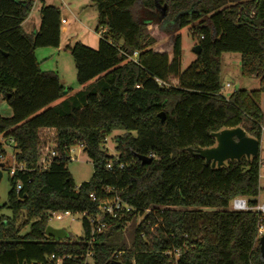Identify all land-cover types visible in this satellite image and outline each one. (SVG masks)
Listing matches in <instances>:
<instances>
[{
    "label": "trees",
    "instance_id": "16d2710c",
    "mask_svg": "<svg viewBox=\"0 0 264 264\" xmlns=\"http://www.w3.org/2000/svg\"><path fill=\"white\" fill-rule=\"evenodd\" d=\"M91 2L98 49L68 47L82 87L73 94L36 58L39 48L60 47L61 12L43 5L39 30L28 35L23 24L33 0H0V96L12 110L11 118L0 115V137L15 144L16 162L25 167L9 180L6 207L13 217L0 220V264H54L52 255L75 259L64 264H84L86 223L83 240L58 242L46 236L48 219L51 213L94 214L112 196L109 189L133 210L98 236L94 264H168L165 254L174 250L181 252L179 264H264L258 236L264 220L255 211L230 210L236 198L258 205L260 153L222 168L193 154L213 148V134L226 129L242 128L262 140L264 0ZM186 28L201 55L182 72L179 32ZM165 38L168 45L156 48ZM225 54L240 55L241 76L260 80L259 90L220 94ZM115 131L124 132L115 139L116 159L105 149ZM53 133L58 155L42 171L41 148ZM79 144L95 171L77 187L66 150ZM150 156L149 164L139 160ZM110 162L124 169L110 173ZM139 218L128 248L121 234Z\"/></svg>",
    "mask_w": 264,
    "mask_h": 264
},
{
    "label": "rangeland",
    "instance_id": "374dc122",
    "mask_svg": "<svg viewBox=\"0 0 264 264\" xmlns=\"http://www.w3.org/2000/svg\"><path fill=\"white\" fill-rule=\"evenodd\" d=\"M51 6L57 8L61 12V18L67 19L68 24H62V43L59 48H39L36 51V58L40 64L41 70L44 72H54L59 74L62 85L66 89L78 92L82 87L77 82V73L74 59L68 49L69 46H74L81 43L93 50L98 49L99 36L95 28V22L98 20V13L92 6L91 0H33V8L31 11V22L23 26V30L31 35L34 32V22L37 23L41 19V7ZM29 20V18H28ZM38 29V27H37ZM179 34L182 37L183 57L181 64V71L185 72L189 66L197 60V56L192 52L193 48L197 46L198 40L192 35L189 28L181 30ZM169 40L167 38L158 42L156 48L160 49L167 46ZM170 61L173 59L172 51L168 52ZM237 57V58H235ZM233 58V59H231ZM222 77L221 83L223 87V95L229 98L234 92L245 90L248 92L260 89V80L257 79H244L241 76V64L239 55L225 54L223 55ZM234 59H237L235 61ZM176 80L171 77L170 82ZM227 85L230 87L227 88ZM262 111L264 112V100L262 103ZM0 115L3 118H11L12 110L0 96ZM122 131H115L110 137L107 138L105 149L108 155L116 159L118 153L116 151L115 139L123 135ZM3 144L4 158L0 159L2 164L3 177L0 183V220L2 218L11 219L13 213L6 207L9 199L11 178L10 169L14 167L17 162L15 154V144L4 137H0ZM71 161L68 164V171L70 172L74 184L79 187L83 183L90 182L94 175V166L87 154L83 152L80 147L73 149L70 156ZM260 194L257 198L258 203L264 204V131L262 140L260 142ZM81 215L74 214L73 217L65 218L63 221L51 220L48 227L57 230H64L69 234L71 242H78L85 238V229ZM141 219H135L130 222L121 234L122 243L130 248L134 242L135 231L140 224ZM264 227V223H263Z\"/></svg>",
    "mask_w": 264,
    "mask_h": 264
},
{
    "label": "built area",
    "instance_id": "2783aa9c",
    "mask_svg": "<svg viewBox=\"0 0 264 264\" xmlns=\"http://www.w3.org/2000/svg\"><path fill=\"white\" fill-rule=\"evenodd\" d=\"M62 24H66V20L62 21ZM137 56V54H135ZM230 86L227 85V88ZM139 88V87H138ZM223 88L221 90V95H223ZM224 96V95H223ZM51 138L46 145H43L41 148V160H40V170L47 171L51 164L53 163L54 158L58 155L57 143L53 139L54 133L51 134ZM77 147H80L84 152V146L79 144ZM76 148V147H75ZM73 149L66 150V153L71 161V154L73 153ZM4 156H0V159H3ZM150 159L153 156L149 157ZM116 168L118 170H123L124 165L120 164L118 167H115L113 162H110L106 165V170L110 173H115ZM25 167L23 165H19L18 163L10 169L11 177H14L18 172H24ZM22 188L21 184H18L17 191H20ZM112 196L104 201L99 203L97 212L94 214H90L89 212L83 213H73V212H62V213H51L48 219V224L51 220L63 221L65 218L73 217L74 214L81 215L84 222L86 223L88 229V253L83 259L85 260L84 264H94V252L93 247L96 244L97 238L99 235H102L109 231L113 226V221L116 219H121L126 216L128 213L132 212V208L128 206L121 199L119 194L114 190L109 189L107 192ZM90 198L93 201H96V198L91 195ZM230 210L235 212H246V211H255L259 214L260 221L264 220V204L258 203L256 207L251 208L248 204V200L245 198H236L230 204ZM151 211L148 210L146 214H149ZM264 235V227L263 225L259 227V239ZM120 254V253H119ZM121 255V254H120ZM168 264H179V259L181 257L180 250H174L167 252L165 254ZM78 259V258H76ZM74 258L72 256L65 257H57L56 255H52L50 257V261L54 264H64L65 262H74Z\"/></svg>",
    "mask_w": 264,
    "mask_h": 264
},
{
    "label": "water",
    "instance_id": "95a60500",
    "mask_svg": "<svg viewBox=\"0 0 264 264\" xmlns=\"http://www.w3.org/2000/svg\"><path fill=\"white\" fill-rule=\"evenodd\" d=\"M192 52L199 57L201 55L200 46L194 47ZM159 117L162 122H165L166 117L163 113ZM213 137L216 140V145L213 148L197 149L195 153H193L192 149H189L190 153L204 159L206 164H211L212 168H222L229 161H240L243 158L251 159L259 156L260 142L249 137L242 128L226 129L213 134ZM139 160L143 164H149L152 161L146 157H141ZM2 169L3 166L0 164V183L3 177ZM46 236L54 238L58 242L69 238V234L66 231L51 227H47ZM259 250L261 258L264 260V235L260 238Z\"/></svg>",
    "mask_w": 264,
    "mask_h": 264
},
{
    "label": "crops",
    "instance_id": "0c3cea01",
    "mask_svg": "<svg viewBox=\"0 0 264 264\" xmlns=\"http://www.w3.org/2000/svg\"><path fill=\"white\" fill-rule=\"evenodd\" d=\"M32 17H31V15L29 16V20L27 19L25 22H24V24H23V26L26 24V23H28V22H31L32 21ZM63 20H67V19H62V21ZM98 20V19H97ZM68 24V22H66V25ZM97 24V22H95V25ZM40 26H41V19H40V21L37 23L36 21L34 22V32H36V31H38L39 30V28H40ZM37 27H38V29H37ZM97 27V26H96ZM95 31H96V28H95ZM33 32V33H34ZM98 35V34H97ZM99 36V35H98ZM99 38H100V36H99ZM61 43H62V38H61ZM61 43H60V45H61ZM98 43H99V41H98ZM235 55H238V54H235ZM235 58H237V57H235ZM231 59H233V58H231ZM241 59V57H240V55H239V60ZM235 61H237V59H234ZM59 75V74H58ZM76 92H73V94H75ZM263 100H264V94L262 95V99H261V109H262V103H263Z\"/></svg>",
    "mask_w": 264,
    "mask_h": 264
}]
</instances>
